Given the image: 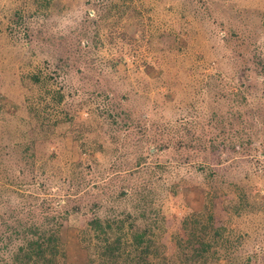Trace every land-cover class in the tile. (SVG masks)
<instances>
[{
  "label": "rangeland",
  "instance_id": "1",
  "mask_svg": "<svg viewBox=\"0 0 264 264\" xmlns=\"http://www.w3.org/2000/svg\"><path fill=\"white\" fill-rule=\"evenodd\" d=\"M139 196L157 264L200 211L199 264H264V0H0V248L60 204L57 264H88Z\"/></svg>",
  "mask_w": 264,
  "mask_h": 264
},
{
  "label": "trees",
  "instance_id": "2",
  "mask_svg": "<svg viewBox=\"0 0 264 264\" xmlns=\"http://www.w3.org/2000/svg\"><path fill=\"white\" fill-rule=\"evenodd\" d=\"M29 170L34 172L31 167ZM142 191L145 193V189ZM127 196L124 193L121 197L127 199ZM142 198L144 200V196ZM139 199L138 204L141 205L136 207L140 210L138 214L112 213L104 218L95 216L89 221V226L82 232V235L87 237L85 243L88 245V264H157L159 255L156 249V231L158 226L163 225V219L167 216L164 214L166 204L160 207L159 213L163 215L156 213L157 220L152 226L141 227L138 222L146 220L147 204L141 201L140 196ZM144 203L145 207L141 209ZM53 210L40 224H18L10 229L0 248V264H57L59 257L64 256L60 239L63 226L61 221L68 218L66 216L69 214L60 209V204H56ZM200 216L201 211L190 214V218L186 217V241L176 244L177 251L186 257L185 264H199L212 247V237L203 236L201 232L206 231L209 224L213 228L214 217L209 214L203 222L205 226H202L198 218ZM148 218L150 219V216Z\"/></svg>",
  "mask_w": 264,
  "mask_h": 264
}]
</instances>
